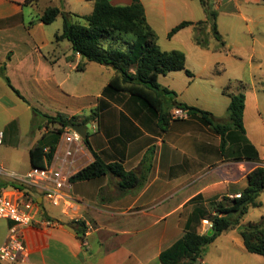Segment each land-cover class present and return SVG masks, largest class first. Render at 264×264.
<instances>
[{"label":"crops","instance_id":"obj_1","mask_svg":"<svg viewBox=\"0 0 264 264\" xmlns=\"http://www.w3.org/2000/svg\"><path fill=\"white\" fill-rule=\"evenodd\" d=\"M76 1L89 2L90 12L84 15L92 12L93 0ZM131 1L110 0V3L125 6ZM39 2L0 0V63L4 64L10 84L19 90L32 86L40 98L49 101L73 100L72 104L53 107L63 110L64 116L79 117V121L98 108L94 118L84 125H88L86 134L92 151L105 163L117 162L126 171L144 175L145 182L126 192L118 188L119 179L109 175L74 182L65 191L71 197V205L61 203L58 207L51 206L39 189L31 188L30 196L36 203L34 220L51 219L59 224L54 227L33 224L24 229L28 258L20 264H162L160 253L183 236L188 217L196 207L202 206L214 214L213 203L223 197H238L247 185L248 173L259 166L264 168V137L258 131L260 113L249 123L245 103L244 132L228 130L222 147L220 135L197 115L171 119L163 131L157 116L141 101L106 89L116 74L111 66L85 62L73 53L71 44L62 50L64 40L52 46V35L58 34H52L49 28L57 19L51 24L42 23L44 9L33 13ZM59 2L65 12L76 14L66 9L70 0ZM145 16L147 19L146 12ZM191 28L193 39L196 33L193 25L169 39L186 30L191 32ZM193 51L202 56L220 50L194 42ZM83 63L84 69L78 71L77 65ZM73 72L78 75L71 77ZM91 84L97 85L96 90L90 88ZM226 87L225 111L230 94L239 93L229 92L230 86L224 91ZM20 93L24 94V90ZM174 108H169L170 115ZM199 109L211 113L217 123L228 121L226 116L217 118L215 108ZM89 128L91 133L87 131ZM66 146L61 137L55 157L61 159ZM71 150L72 155L64 165L70 176L93 161L83 140L72 145ZM262 194L264 191L259 196ZM259 202L258 208L263 210L260 220L264 201ZM247 214L238 227L223 232L205 247L204 263L207 255L213 253L215 257L209 264H264L263 256L245 249L240 236V227L256 223L243 224ZM7 224L10 225L8 221ZM81 225L85 228L82 239L78 230ZM195 227L200 234L211 229L208 220H201Z\"/></svg>","mask_w":264,"mask_h":264},{"label":"trees","instance_id":"obj_2","mask_svg":"<svg viewBox=\"0 0 264 264\" xmlns=\"http://www.w3.org/2000/svg\"><path fill=\"white\" fill-rule=\"evenodd\" d=\"M39 0H26V3H37ZM264 1V0H262ZM204 7L206 2L200 0ZM59 16L63 19L62 31L55 36V41L67 40L71 44L73 53H77L85 62H94L111 66L116 74L108 82V88L115 92L128 94L141 101L156 116L159 127L166 131L171 121V115L165 109V97L176 93L158 83V77L168 72L184 71L188 77L192 73L185 68V54L180 50L163 51L156 43V34L148 24L145 11L140 0H132L129 5L116 6L110 0H93L92 12L80 16L65 12L58 7L48 6L44 9L40 21L51 24ZM77 18V21H73ZM216 13L208 12V20L197 23L182 21L174 26L167 34L171 38L179 30L195 26V44L207 47L203 32L208 23L214 38L225 45L219 34L215 22ZM4 69V68H1ZM84 63L77 65V70L82 71ZM6 81L14 93L25 103L28 102L21 96L9 82ZM229 88L226 87L224 91ZM230 103L227 108V123H217L211 113L197 107L189 106L181 102H173V107L187 111L188 115H197L200 120L209 125L221 137V147L224 144V135L230 129L244 132L243 110L245 95L242 92L230 94ZM29 105V104H28ZM34 112L36 110L33 109ZM98 108L91 114L79 121V117H67L62 114L50 116L41 114L47 126L56 125L55 129H48L29 150L30 167H44V158L51 161L56 151L65 128L68 123L85 125L94 118ZM91 151L93 161L69 177L71 183L89 181L105 175L119 179L118 188L122 192L140 187L145 182L144 175H138L133 171H126L120 163H105L95 152L92 151L88 142V135L83 140ZM48 148L45 152L44 149ZM264 191V168L257 167L247 175V185L242 193L235 198L223 197L218 203H213L214 214L209 213L204 207L194 209L188 217L183 236L168 249L159 255L162 264H193L201 260L205 247L212 243L223 232L235 229L240 220L251 208L260 207L258 197ZM201 220H208L213 233L200 234L196 227ZM84 226L78 230L81 239L84 236ZM240 236L245 249L249 253L264 257V215L256 223H248L240 227Z\"/></svg>","mask_w":264,"mask_h":264},{"label":"rangeland","instance_id":"obj_3","mask_svg":"<svg viewBox=\"0 0 264 264\" xmlns=\"http://www.w3.org/2000/svg\"><path fill=\"white\" fill-rule=\"evenodd\" d=\"M147 15L148 24L156 34V43L161 50H180L185 54V68L193 77H188L184 71L168 72L158 77V83L176 93L165 97V109H169L173 102H187L195 107H211L217 111V118L227 117L225 111L226 96L223 94L225 86H230L229 92H242L246 97L247 121L257 119L260 113L261 137H264V1L262 0H204L206 7L200 0H140ZM88 1L70 0L66 9L84 15L90 12ZM48 6L58 7L62 11L59 0H40L33 10H43ZM61 6V7H60ZM66 6V5H65ZM208 12L216 13V26L224 47L214 38L210 23L207 24L203 38L210 48L220 51L210 52L202 56L193 51L192 36L194 30L178 34L175 38H167V33L182 21L197 23L208 20ZM73 18V21H77ZM61 16L50 26L52 34H59L62 30ZM52 46L56 45L52 35ZM70 45L64 40L62 50ZM4 64L0 63V131L3 132V141L0 145V166L3 173L0 175V189H4V197L9 200L20 198L25 185L22 182L24 175L30 169L29 150L37 140L47 133L48 129H55L56 125H48L41 114L52 116L61 106L72 104L73 100L63 99L58 103L55 99L40 98L32 86L21 87L24 94L21 96L25 103L9 87ZM73 76L78 74L73 72ZM9 80V79H8ZM96 84V83H95ZM90 88L96 90L97 85ZM26 88V89H24ZM108 91H113L108 86ZM119 93V92H115ZM122 93V92H121ZM259 108H255V103ZM55 108H54V107ZM59 106V105H58ZM257 106V107H258ZM54 108V109H53ZM249 108V109H248ZM36 110V112L33 111ZM259 109V111H258ZM61 110L59 114L64 115ZM86 112V111H84ZM47 126V128H46ZM91 133L92 129H87ZM264 201V194L258 197ZM263 212L261 208H251L245 216L243 224L258 222ZM10 223V222H9ZM206 224V222H204ZM8 224L0 219V245L6 236ZM215 255L210 253L204 257L201 264H209ZM0 264H20L5 263Z\"/></svg>","mask_w":264,"mask_h":264},{"label":"built area","instance_id":"obj_4","mask_svg":"<svg viewBox=\"0 0 264 264\" xmlns=\"http://www.w3.org/2000/svg\"><path fill=\"white\" fill-rule=\"evenodd\" d=\"M187 117V111L181 108H174L171 113L172 119H186ZM61 137L67 145L62 158L53 155L51 161L44 158V167H30L22 180L25 188L20 194V198L14 201L9 200L3 196L4 189H0V219L10 222L6 236L0 245V262L22 263L28 258V250L24 242L26 227L33 224L54 227L59 224L58 221L51 219H42L38 222L34 220L33 208L36 203L35 199L30 196L31 188L39 189L45 200L53 207H58L61 203L67 206L71 205V197L65 194L66 190L71 189L70 175L64 169V165L68 163L67 158L72 155L71 146L78 145L82 138L68 126ZM2 141L3 132L0 131V145ZM44 151L47 152L48 148ZM2 173L3 170L0 166V175Z\"/></svg>","mask_w":264,"mask_h":264},{"label":"water","instance_id":"obj_5","mask_svg":"<svg viewBox=\"0 0 264 264\" xmlns=\"http://www.w3.org/2000/svg\"><path fill=\"white\" fill-rule=\"evenodd\" d=\"M87 126H83L79 123H68V127L71 128L73 131L77 132L81 136L82 140H84L87 137V134H86ZM212 233H213V230L209 229V231L207 232V235L210 236ZM199 263L200 261L196 260L193 264H199Z\"/></svg>","mask_w":264,"mask_h":264}]
</instances>
